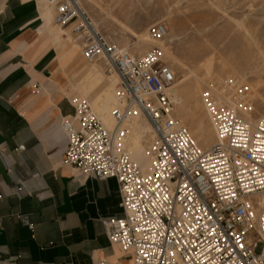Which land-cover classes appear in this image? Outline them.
Listing matches in <instances>:
<instances>
[{"label": "built area", "instance_id": "1", "mask_svg": "<svg viewBox=\"0 0 264 264\" xmlns=\"http://www.w3.org/2000/svg\"><path fill=\"white\" fill-rule=\"evenodd\" d=\"M45 1L56 23L71 28L83 58L104 60L106 72L119 79L113 129L77 100L75 115L60 125L67 141L63 166L84 179L118 183L124 217L104 223L109 240L132 264H264V117L250 122L240 114L251 111L248 87L228 79L202 92L218 139L204 150L175 115L176 76L164 63V24L149 28L153 47L136 57L110 44L78 0ZM139 115L154 132L146 172L127 149Z\"/></svg>", "mask_w": 264, "mask_h": 264}, {"label": "crops", "instance_id": "2", "mask_svg": "<svg viewBox=\"0 0 264 264\" xmlns=\"http://www.w3.org/2000/svg\"><path fill=\"white\" fill-rule=\"evenodd\" d=\"M45 4L0 0V264H132L104 226L124 217L117 181L63 166L75 43L58 49L72 34Z\"/></svg>", "mask_w": 264, "mask_h": 264}, {"label": "rangeland", "instance_id": "3", "mask_svg": "<svg viewBox=\"0 0 264 264\" xmlns=\"http://www.w3.org/2000/svg\"><path fill=\"white\" fill-rule=\"evenodd\" d=\"M78 1L110 44L136 57L145 55L153 47L149 28L157 24L166 26L164 63L176 76V87L182 92L179 98L184 106L181 111L179 105L175 115L190 130L200 148L208 149L214 143L203 144L190 116L196 115L204 121L206 128L212 127L200 99L210 83L234 79L240 83L239 89L248 87L247 102L251 111H240V114L250 122L264 117V0ZM45 5L48 7L47 3ZM50 11L54 18V10L50 8ZM68 31L70 33L71 28ZM73 43L79 44L74 42L73 35L56 39L61 51ZM73 46L72 62L62 69L66 73L70 99L72 102L85 101L94 110L91 103L101 91L94 85L95 81L103 82L112 91V96L115 76L106 72L104 60L88 63L81 50L75 44ZM87 70H92L89 78ZM95 114L103 121L99 113ZM140 122L144 126L148 124L143 118ZM150 141L151 133H148L144 139L146 152ZM127 149L132 161L138 164L130 146L128 148V140ZM139 166L143 171L147 170ZM261 249L260 244L257 253Z\"/></svg>", "mask_w": 264, "mask_h": 264}, {"label": "bare ground", "instance_id": "4", "mask_svg": "<svg viewBox=\"0 0 264 264\" xmlns=\"http://www.w3.org/2000/svg\"><path fill=\"white\" fill-rule=\"evenodd\" d=\"M150 41H151V39H150ZM164 41L162 43L163 47H164V43H165ZM75 44H77V43H75ZM77 45H79V44H77ZM79 47L81 48V45H79ZM164 51H165V49H164ZM97 61H100V60H97ZM97 61H95V62L97 63ZM88 63H94V62H88ZM90 72H92V70L88 71V74H87L88 78L91 76ZM112 76H115L114 80H113V84L115 85V87H114L112 96H111V92L112 91L109 88H106L107 86L105 87L103 82H101L100 80H97V81H95L94 85L96 87L100 88L101 91L94 98V100L92 99L93 101L91 103L93 108H94V110H95V112L99 113V115L102 117V120H103L102 123L107 129H113L114 128V126H115L114 112L116 111V109L118 107V102H117L115 93H116L117 85L119 83V79H118L117 74H115V73H112ZM174 91H175V99H176L175 113H178V109H177V108H179L178 106L179 105L182 106V99L179 98V94L182 93V92L179 91V89L176 87V85H175ZM183 110H184V106L181 107V111H183ZM204 111H205V108H204ZM205 114L208 117L206 111H205ZM190 117L194 120V123H195V126H196V131H197L198 136L200 137L201 141L203 142V144L205 146H210L213 143L214 144L212 146L217 144L218 139H217V136H216V132H215V130H214L212 124H211V121H210L209 117H208V120L210 122L209 124H211V126H212L209 129L206 128V126L204 124V121H202V119L200 117L199 118L201 120L196 115L190 116ZM141 118L145 119L142 115H139L132 122V129L130 128V135H129V138H128V148L130 146V151L132 152V154L134 153V156H135L134 160L139 165H141L143 168L148 170L150 163H149V160L147 159V155H146L147 152H146V147L144 145V139H145V136L148 133H151V141H150V143H149V145L147 147V150H148L150 144L152 143V141L154 139V132H153L150 124L147 122L146 119H145V121L148 123L147 126H144V125L141 124V122H140ZM214 139H215V142H214ZM132 162L134 164H136L134 161H132ZM138 164H136V165L139 166ZM141 170H142V168H141ZM146 171H143V172H146Z\"/></svg>", "mask_w": 264, "mask_h": 264}]
</instances>
